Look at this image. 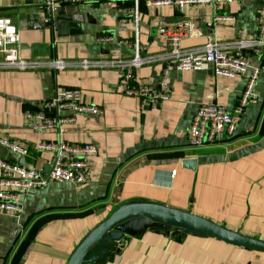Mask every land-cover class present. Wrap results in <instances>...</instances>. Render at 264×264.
Segmentation results:
<instances>
[{"label":"crops","instance_id":"1","mask_svg":"<svg viewBox=\"0 0 264 264\" xmlns=\"http://www.w3.org/2000/svg\"><path fill=\"white\" fill-rule=\"evenodd\" d=\"M145 1L138 0L137 25L132 12L125 15L117 6L93 0L59 8L50 25L42 24L37 0H0V16L17 26L23 59L99 60L110 46L129 58L136 37L142 54L158 55L168 49L165 33L180 31L186 32L179 39L185 50L201 47L208 39L231 41L239 32L264 41V5L259 0L223 5L216 12L211 6L186 7L182 13L149 7ZM215 14L234 20L213 25ZM101 36L117 43L99 44ZM250 60L260 68L255 87L259 102L239 113L231 138L222 135L219 143L198 151L187 143L191 118L200 106L214 103L236 113L242 80L215 78L209 71L168 69L158 62L144 65L135 71L133 82L157 86L164 81L169 95L157 107H144L141 99L122 93L114 69L0 70L1 160L44 170L53 155L37 149L38 143L63 141L96 149L88 157L86 185L51 182L42 190L21 192V214H0V264H65L81 237L126 201L190 211L264 239V48ZM70 89L101 114H75L73 122L58 131L33 130L24 113L40 110L41 103ZM63 116L70 113L64 111ZM190 157L197 160L195 169L184 167ZM39 215L53 218L38 221ZM97 264H264V255L205 236L170 238L146 232L128 238L118 254L111 250Z\"/></svg>","mask_w":264,"mask_h":264},{"label":"built area","instance_id":"2","mask_svg":"<svg viewBox=\"0 0 264 264\" xmlns=\"http://www.w3.org/2000/svg\"><path fill=\"white\" fill-rule=\"evenodd\" d=\"M83 0H37L42 11L43 25H50L56 11L64 6L78 4ZM96 3H108L117 6L125 15L132 12L134 25H137L138 0H130L133 9L125 6L129 0H93ZM242 0H146L149 7H170L182 13L186 7L211 6L214 11L223 5L241 3ZM127 17V16H126ZM126 19V18H124ZM234 18L215 14L212 24L231 23ZM127 22L126 20L122 21ZM261 23V16L257 19ZM183 31L177 33L167 32L166 41L168 49L158 55H144L141 53L137 37L134 42V53L129 58L122 57L110 46L107 55L99 60L81 59L68 62L57 58L23 59L18 52V28L11 18L0 16V70L17 72H33L41 70L62 71L76 67L82 70L90 68L114 69L119 76L122 93L127 97L139 98L144 107H157L169 99L168 85L160 81L157 86L148 83L135 84L134 73L144 65L162 63L165 68H175L180 71H209L215 78L240 79L244 87L237 105V112L232 114L217 105L200 106L191 118L186 138L189 148L193 151L207 148L219 143L221 136L231 138L238 126L239 113L247 105H256L259 97L255 87L259 78L260 68L253 64L251 58H258L264 48V41L259 38H246L239 32L234 40L215 41L208 39L201 47L181 49L179 39L185 35ZM137 36V32H135ZM98 43L110 45L117 43L110 36H101ZM68 111L70 116H63ZM75 114L99 115L101 111L94 106L81 102L80 94L74 89L56 93V95L41 103L38 111L24 113L30 126L36 131H58L63 125L73 122ZM8 149L19 153L9 143H2ZM40 151L50 152L53 157L47 173L43 170L29 169L22 165L10 163L0 159V214H21V205L18 201L19 193L30 190H42L49 183H70L84 186L88 183L89 164L88 157L96 152L89 144H68L63 141L41 142L37 144ZM174 175L175 172L173 171Z\"/></svg>","mask_w":264,"mask_h":264},{"label":"water","instance_id":"3","mask_svg":"<svg viewBox=\"0 0 264 264\" xmlns=\"http://www.w3.org/2000/svg\"><path fill=\"white\" fill-rule=\"evenodd\" d=\"M258 2L264 5V0ZM183 164L195 169L197 160L190 157ZM43 171L47 173L48 168ZM146 232H157L170 238L189 234L205 236L225 245L264 255V239L228 229L190 211L137 200L119 203L109 217L88 230L65 264H97L111 250L118 254L128 238H138Z\"/></svg>","mask_w":264,"mask_h":264},{"label":"trees","instance_id":"4","mask_svg":"<svg viewBox=\"0 0 264 264\" xmlns=\"http://www.w3.org/2000/svg\"><path fill=\"white\" fill-rule=\"evenodd\" d=\"M125 6H127V7H131L132 6V2L129 0V1H126L125 2ZM18 257L17 256H15V259H17Z\"/></svg>","mask_w":264,"mask_h":264},{"label":"rangeland","instance_id":"5","mask_svg":"<svg viewBox=\"0 0 264 264\" xmlns=\"http://www.w3.org/2000/svg\"><path fill=\"white\" fill-rule=\"evenodd\" d=\"M39 216H41V215H39ZM45 216V215H44ZM44 216H41V217H39V218H37V219H39L38 221H40V220H42V219H44V220H48V219H50V218H53V216L52 217H44ZM38 217V216H37ZM42 217H44V218H42ZM55 217V216H54Z\"/></svg>","mask_w":264,"mask_h":264}]
</instances>
